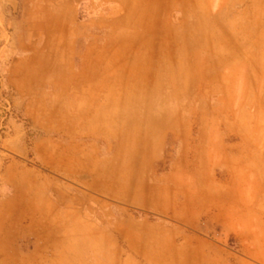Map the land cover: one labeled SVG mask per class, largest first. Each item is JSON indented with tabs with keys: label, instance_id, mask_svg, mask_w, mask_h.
<instances>
[{
	"label": "rangeland",
	"instance_id": "374dc122",
	"mask_svg": "<svg viewBox=\"0 0 264 264\" xmlns=\"http://www.w3.org/2000/svg\"><path fill=\"white\" fill-rule=\"evenodd\" d=\"M246 1L0 0V264H63L51 244L64 203L98 221L157 217L45 163L73 40L89 36L121 38L138 84L128 95L161 102L123 107L166 125L156 170L177 164L178 212L163 233L201 249L193 264H264V0L252 17L238 10Z\"/></svg>",
	"mask_w": 264,
	"mask_h": 264
},
{
	"label": "crops",
	"instance_id": "0c3cea01",
	"mask_svg": "<svg viewBox=\"0 0 264 264\" xmlns=\"http://www.w3.org/2000/svg\"><path fill=\"white\" fill-rule=\"evenodd\" d=\"M254 5V0H248L238 10L252 17ZM73 41L78 42V52L75 49L63 91L57 92L56 121L49 122L58 136L57 147L45 150V163L92 193L151 211L157 217L147 220L129 212L111 219L105 212V219L98 221L87 216L86 209L64 203L56 213V231L52 229L57 234L51 244L56 248L53 261L77 264L81 258L86 264H101L102 258L109 264L201 263L200 248L175 245L174 238L162 231L169 228L163 216L178 212L172 192L177 164L156 170L167 144L163 138L166 125L155 113L141 116L133 112L129 118L130 111L123 107L161 102L150 96L128 95L136 93L138 84L135 75L130 82L129 54L121 38L89 36ZM171 134L169 129L166 136ZM149 138L155 142L152 147L145 144ZM147 149L157 155L152 164L142 158ZM53 200L60 202L59 198Z\"/></svg>",
	"mask_w": 264,
	"mask_h": 264
}]
</instances>
